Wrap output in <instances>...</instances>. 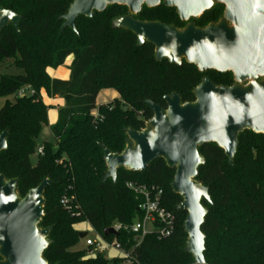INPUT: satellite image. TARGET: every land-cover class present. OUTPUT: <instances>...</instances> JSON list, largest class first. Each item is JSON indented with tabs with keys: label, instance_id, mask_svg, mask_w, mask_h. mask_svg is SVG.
Returning a JSON list of instances; mask_svg holds the SVG:
<instances>
[{
	"label": "trees",
	"instance_id": "1",
	"mask_svg": "<svg viewBox=\"0 0 264 264\" xmlns=\"http://www.w3.org/2000/svg\"><path fill=\"white\" fill-rule=\"evenodd\" d=\"M74 0H0V6L23 17L17 31L8 26L1 32L0 69L8 62L21 73H0V135L8 131V149L0 153V174L18 179V193L24 198L48 178L44 216L40 228H52L51 244L44 252L49 264H126L121 258H107L98 252L76 249L80 243L75 226L88 222L107 242H117L131 254V264H194L185 252L188 239L184 230L187 213L178 209L182 197L171 189L175 170L162 159L145 172L119 169L116 182L104 181L107 166L101 145L113 153L126 147V129L142 131L153 112L144 104L150 100L166 109L164 97L178 93L182 103L194 102V89L204 77L217 86L234 84L231 73L200 72L183 62H157L154 46H138L136 36L112 27L124 6H109L92 18L80 17L76 32L62 31L64 16ZM225 7L215 4L200 18L182 22L173 8L143 7L134 16L142 22H161L185 28L193 22L204 28L218 23ZM73 57L68 81L52 79L48 69H58ZM30 87L34 95L18 97ZM103 90H114L119 98L96 110ZM41 91L61 98L65 107L51 126L54 142L44 143L37 154V139L48 123V109ZM12 98V99H10ZM97 111V115L94 112ZM230 165L216 144L199 148L206 164L199 168L197 181L209 189L211 202L202 201L208 214L202 226L207 264H264V135L244 131ZM37 155V162L32 157ZM163 191L162 204L175 217L172 235L159 238L150 234L137 245L131 233L142 217L143 199L126 184ZM66 200V201H65ZM120 225L117 236L105 238L103 231ZM1 260V257H0Z\"/></svg>",
	"mask_w": 264,
	"mask_h": 264
},
{
	"label": "water",
	"instance_id": "2",
	"mask_svg": "<svg viewBox=\"0 0 264 264\" xmlns=\"http://www.w3.org/2000/svg\"><path fill=\"white\" fill-rule=\"evenodd\" d=\"M215 4L225 7L218 23L204 28L193 22L179 29L161 22H142L133 16L143 7L163 5L176 10L182 22L200 18ZM124 6L130 15L113 20L112 27L133 33L138 46H154L157 62H183L200 72L231 73L234 85L217 86L204 77L194 89V102L182 103L178 93L164 97L166 109L150 100L144 104L153 117L142 131L126 129V147L113 153L101 145L107 174L104 181L116 182L119 169L145 172L158 159L175 170L171 189L182 197L178 209L187 213L184 230L188 236L185 252L194 264H207L204 256L205 235L202 226L211 202L209 189L196 179L206 164L199 148L216 144L232 165L238 137L244 131L264 135V0H74L60 17L62 31L80 17L92 18L109 6ZM22 17L0 7L1 32L10 24L18 31ZM8 131L0 135V153L8 149ZM18 179L7 180L0 174V264H49L44 252L51 244L52 228H40L46 200L44 193L52 181L44 179L21 198ZM113 228L103 236H117ZM88 233H79L83 240Z\"/></svg>",
	"mask_w": 264,
	"mask_h": 264
},
{
	"label": "built area",
	"instance_id": "3",
	"mask_svg": "<svg viewBox=\"0 0 264 264\" xmlns=\"http://www.w3.org/2000/svg\"><path fill=\"white\" fill-rule=\"evenodd\" d=\"M32 95H34V91L30 87H25L17 93L18 97ZM37 154L43 155V147L37 150ZM126 186L143 199V203L140 207L142 217L137 219L130 228L131 233L137 236V245L141 243L144 237L150 234H156L159 238H166L172 235L175 217L162 204L163 191L154 187L148 188L146 186H139L134 183H127ZM112 228L118 233L121 226L116 224ZM104 241L106 244L105 250L109 247H113L122 254L120 258L125 260L126 264H131V254L124 251L119 243ZM86 245L88 248H93L95 251H105L99 244L93 241H87ZM93 250L89 251V254L92 253Z\"/></svg>",
	"mask_w": 264,
	"mask_h": 264
},
{
	"label": "rangeland",
	"instance_id": "4",
	"mask_svg": "<svg viewBox=\"0 0 264 264\" xmlns=\"http://www.w3.org/2000/svg\"><path fill=\"white\" fill-rule=\"evenodd\" d=\"M11 63L8 62L6 63L1 69L0 73L3 75H17L21 73L18 69L10 65ZM71 65V59L68 60L66 65L63 68H60L59 70H54V69H49L48 74L51 78L56 79L58 77V73H64L66 72L67 68L70 67ZM115 98H117V93L114 91H102L99 93L97 99H96V110L101 105L108 104L112 102ZM12 99V98H10ZM41 99L44 102L46 106L49 107L48 109V123L43 126L42 131L37 139V150L46 142L53 143L54 137L51 132V126L53 125L52 121L54 120L55 117H58L59 110L62 108L60 106V103L58 104L57 101H55L54 98H50L48 94L45 92L41 91ZM6 99H0V110L1 108L5 105ZM37 155H34L31 159L32 162L35 164L37 162ZM75 230L79 233H88V236L80 240V243L78 244L77 248L78 250H88V247L86 245L87 241H93L97 244H99L103 250L106 248L105 241L103 238L91 227V225L88 222H83L75 226ZM100 252L103 253L107 258L113 259V258H120L122 254L115 250L113 247H109L107 250L104 252L101 251H95L93 250L92 253L89 254V256H96V254Z\"/></svg>",
	"mask_w": 264,
	"mask_h": 264
},
{
	"label": "crops",
	"instance_id": "5",
	"mask_svg": "<svg viewBox=\"0 0 264 264\" xmlns=\"http://www.w3.org/2000/svg\"><path fill=\"white\" fill-rule=\"evenodd\" d=\"M71 59V64H72V62H73V57L71 56V57H69L68 59H67V61H66V63L68 62V60H70ZM66 63L64 64V66L66 65ZM64 66H62V67H60V68H63ZM71 66V65H70ZM60 68H58V69H56V70H59ZM49 70V69H48ZM70 76H71V71H70V67H68L67 68V70H66V72H64V73H58V77H56V79L57 80H62V81H68L69 79H70ZM52 79H54V78H52ZM103 91H110V90H103ZM112 91H114V90H112ZM43 92H45V91H43ZM102 92V91H101ZM115 93H117L116 91H114ZM46 93V92H45ZM47 94V93H46ZM119 98V95H118V93H117V98H115V99H118ZM55 99V101H57L58 102V104L60 103V106H62V108L63 107H65V101L63 100V99H61V98H54ZM114 99V100H115ZM94 115L96 116L97 115V111H95L94 112ZM58 117H59V114H58ZM58 117H55L54 118V120L52 121L53 123V125H55L56 123H57V121H58ZM52 125V126H53Z\"/></svg>",
	"mask_w": 264,
	"mask_h": 264
},
{
	"label": "flooded vegetation",
	"instance_id": "6",
	"mask_svg": "<svg viewBox=\"0 0 264 264\" xmlns=\"http://www.w3.org/2000/svg\"><path fill=\"white\" fill-rule=\"evenodd\" d=\"M0 7H1V6H0ZM4 9H5V8H4ZM127 9H128V8H127ZM6 10H7V9H6ZM9 11H11V10H9ZM128 12H129V10H128ZM13 13H14V12H13ZM15 14H16V13H15ZM17 15H18V14H17ZM129 15H130V13H129L127 16H129ZM19 16H20V15H19ZM134 16H136V15H134ZM134 16H133V17H134ZM21 17H22V16H21ZM120 17H122V16H120ZM117 18H118V17H117ZM22 19H23V17H22ZM59 19H60V18H59ZM115 19H116V18H115ZM21 21H22V20H21ZM21 21H20V22H21ZM20 22H19V23H20ZM10 25H11V24H10ZM10 25H9V26H10ZM11 26H12V25H11ZM234 83H235V82H234ZM233 85H234V84H233Z\"/></svg>",
	"mask_w": 264,
	"mask_h": 264
}]
</instances>
